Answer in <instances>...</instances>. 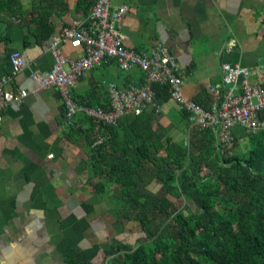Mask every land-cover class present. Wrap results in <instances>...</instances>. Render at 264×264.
I'll use <instances>...</instances> for the list:
<instances>
[{
	"label": "crops",
	"instance_id": "1",
	"mask_svg": "<svg viewBox=\"0 0 264 264\" xmlns=\"http://www.w3.org/2000/svg\"><path fill=\"white\" fill-rule=\"evenodd\" d=\"M19 1V15L3 12L0 20V75L7 70V54L18 51L22 68L7 88L28 91L20 104H10L0 113V264H66L69 249L79 251L81 262L99 264L110 244L134 243L138 228L134 222L113 218L108 206L117 201V190L90 174L85 144L90 120L76 113L64 126L57 90L47 87L31 93L36 84L28 77L32 70L49 69L52 35L64 25L83 24L94 0H40L34 3L35 12L33 0ZM110 2L133 9L117 23L123 46L141 52L156 44L166 46L178 65L183 96L204 109L212 107L207 86L220 80L221 63L260 66L264 78V0ZM39 13L45 22L37 41L30 32L34 24L26 25L20 17L28 20ZM228 40L234 45L226 51ZM58 49L71 59L81 54L80 48L67 44ZM142 75L137 67L121 70L105 59L82 71L71 93L79 103L104 107L107 83L118 88L137 85ZM143 111L152 120L151 128L174 123L170 135L185 140L186 125L173 101ZM232 132L242 134L239 127ZM97 181L103 182L99 193L92 188Z\"/></svg>",
	"mask_w": 264,
	"mask_h": 264
},
{
	"label": "trees",
	"instance_id": "2",
	"mask_svg": "<svg viewBox=\"0 0 264 264\" xmlns=\"http://www.w3.org/2000/svg\"><path fill=\"white\" fill-rule=\"evenodd\" d=\"M33 1L35 12L40 0ZM19 7V0H0V20L3 12L19 15ZM20 21L33 23L30 32L40 41L45 15ZM152 89L154 105L168 99L165 84ZM179 114L186 125L179 141L169 133L174 123L151 128L145 111L105 126L97 145L90 124V174L117 190L108 206L113 218L138 228L134 243L110 244L99 264H264V129L240 137L232 132L231 147L222 149L211 128L189 127L188 114L181 108ZM229 148L233 152L224 156ZM103 182L92 184L93 191L101 192ZM78 255L69 249L66 264H88Z\"/></svg>",
	"mask_w": 264,
	"mask_h": 264
},
{
	"label": "built area",
	"instance_id": "3",
	"mask_svg": "<svg viewBox=\"0 0 264 264\" xmlns=\"http://www.w3.org/2000/svg\"><path fill=\"white\" fill-rule=\"evenodd\" d=\"M132 11L126 4L112 5L110 0H94L83 24L64 25L52 35L47 46L52 58L49 69L29 72L28 77L36 84L31 93L47 87L57 90L63 106L64 126H69L76 113L82 114L92 124V145H97L103 139L101 130L105 126H115L123 115H137L147 106H154L152 85L157 83L165 84L168 99L188 114L189 127L197 130L211 128L222 149L231 147L234 127H239L243 133L264 129V78L260 66L221 63L220 80L207 86V91L213 96L212 107L204 109L183 96L178 65L166 46L156 44L146 52L123 46L117 23ZM59 44L80 48L81 54L71 59L60 52ZM233 45V40H228L224 49L228 51ZM105 59L113 60L121 70L137 67L143 74L141 82L123 88L107 83L105 107L77 102L71 93L76 78L82 71L99 65ZM63 65L67 68L64 69ZM21 68L20 53L10 51L7 70L0 75V113L10 104H20L28 94L25 89L7 88Z\"/></svg>",
	"mask_w": 264,
	"mask_h": 264
},
{
	"label": "rangeland",
	"instance_id": "4",
	"mask_svg": "<svg viewBox=\"0 0 264 264\" xmlns=\"http://www.w3.org/2000/svg\"><path fill=\"white\" fill-rule=\"evenodd\" d=\"M233 150H234V148H231V149L229 148V149H227L226 152L223 153V155L225 156V155L231 154L233 152ZM132 228L134 229V226H132Z\"/></svg>",
	"mask_w": 264,
	"mask_h": 264
}]
</instances>
